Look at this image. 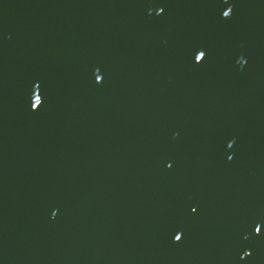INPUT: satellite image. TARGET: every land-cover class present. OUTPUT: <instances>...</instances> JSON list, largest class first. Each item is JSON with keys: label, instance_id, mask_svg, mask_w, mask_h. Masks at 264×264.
I'll return each instance as SVG.
<instances>
[{"label": "water", "instance_id": "95a60500", "mask_svg": "<svg viewBox=\"0 0 264 264\" xmlns=\"http://www.w3.org/2000/svg\"><path fill=\"white\" fill-rule=\"evenodd\" d=\"M0 264H264V0H0Z\"/></svg>", "mask_w": 264, "mask_h": 264}]
</instances>
